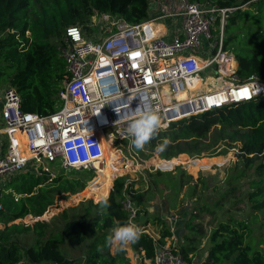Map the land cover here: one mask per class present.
Returning a JSON list of instances; mask_svg holds the SVG:
<instances>
[{"label": "trees", "instance_id": "16d2710c", "mask_svg": "<svg viewBox=\"0 0 264 264\" xmlns=\"http://www.w3.org/2000/svg\"><path fill=\"white\" fill-rule=\"evenodd\" d=\"M149 1L0 0V90L13 86L19 93L23 111L47 114L56 110L61 105L58 92L66 74L58 47L63 43L66 26L76 24L86 31L94 12L116 14L129 22L140 21L148 17ZM196 1L230 7L225 17L224 32L229 22L239 24L252 16V22L258 24V32L264 33V0ZM254 32L248 29L246 35L259 38ZM235 36L224 37L222 45L224 50L235 54V74L241 80L251 74L264 80V56H259L254 49L247 53L234 50L230 40ZM262 40L263 37L259 38ZM253 44H258V41ZM157 138H160V144L164 140L170 142L161 152L165 157L176 156L180 151L190 156L213 155L222 147H233L241 164L240 172L234 173L233 178L247 176L248 187L242 195L248 207L246 218L221 216L209 232L210 243L205 259H193L196 242L192 236L196 234L190 236L177 231L182 241L176 235V244L186 264H264V91L248 100L173 120L168 128L158 129L153 140ZM149 146L154 147L155 143L151 142ZM220 160L218 156L215 162ZM155 162L160 166L172 164L171 159ZM211 162L209 160L207 165ZM72 168L70 173L57 171L54 176L47 171L25 168L5 180L0 196V264H80L77 257H69L61 249L63 242L84 245V264H131L124 251L112 253L109 247L104 246L106 237L115 226L129 222L143 230L139 242L131 244L132 249L141 261H154L155 246L164 243L172 232L167 221L158 215L155 217L156 220L159 218L158 236L154 237L145 230L149 229L150 221L148 217L140 218V206L147 204L144 193L134 187L132 181L124 187L125 175L115 177L111 187L110 182L106 186L111 205L107 216L99 215L97 201L100 199L88 198L73 207L63 208L57 215L60 225L54 226L45 218L38 217L61 194H72L85 187L92 169L80 172ZM89 185L88 193L98 198V188L91 181ZM236 187L232 185L230 192ZM125 189L138 207L137 214L131 218L122 204ZM80 193L73 194V199H78ZM201 209L204 210V206ZM193 213L190 212V219ZM27 216L32 219L30 223L24 221ZM258 227L260 233L257 235L254 230ZM26 232L35 234V239L28 244L19 238ZM183 238L191 239L195 245L183 243ZM98 246L103 250L97 251Z\"/></svg>", "mask_w": 264, "mask_h": 264}, {"label": "built area", "instance_id": "2783aa9c", "mask_svg": "<svg viewBox=\"0 0 264 264\" xmlns=\"http://www.w3.org/2000/svg\"><path fill=\"white\" fill-rule=\"evenodd\" d=\"M228 9L209 1L150 0L148 17L136 22L108 12H94L88 23L97 16L98 22L105 24L101 37L89 35L80 25L66 26L63 43L58 46L66 74L58 92L61 105L56 110L47 114L23 111L13 86L0 90V196L5 180L25 168L54 176L57 171L49 166L50 162L99 173L103 139L118 152L121 149L117 144L125 140L130 154V158L125 156L127 161H135L139 170L147 167L138 161L137 153H130L131 138L122 135L126 123L120 120L123 110L119 114L115 111L118 104H129L135 116L155 111L161 120L159 129H166L173 120L263 92L264 80L254 74L241 80L235 74L234 52L222 48ZM133 53L140 55L132 58ZM223 54L233 56L228 72L220 70ZM213 68L217 71L213 75L222 83L205 86L201 72L212 73ZM245 90L247 94L243 95ZM117 95L119 99L106 104V99ZM170 108L175 114L167 113ZM19 131L24 135L22 144ZM118 155L123 162L124 155ZM129 182L126 179L124 187ZM123 194L122 204L130 218L134 217L138 207L128 190ZM54 203L38 217L46 218ZM178 216H168L172 234L155 246L152 264H186L176 244Z\"/></svg>", "mask_w": 264, "mask_h": 264}, {"label": "rangeland", "instance_id": "374dc122", "mask_svg": "<svg viewBox=\"0 0 264 264\" xmlns=\"http://www.w3.org/2000/svg\"><path fill=\"white\" fill-rule=\"evenodd\" d=\"M88 25L90 27L86 32L90 33L89 35H96V37L104 35L106 26L103 22H98L97 16ZM257 27L258 24L252 22V16L240 21L239 24L229 22L225 29V37L235 34L236 36L230 40V44L233 45L234 50L247 53L254 49L259 56L263 57L264 40L259 41V38H264V33H259ZM248 29L255 31L254 33H258L259 38L247 36ZM256 41H258V44H253ZM216 72L215 68L212 69V73L201 72L205 79V85L214 87L222 83L220 78L213 75ZM209 75H213V80H209L210 77H207ZM151 142L155 143L154 147L149 146ZM159 144L160 138L155 140L152 138L150 142L145 144L143 150H136L130 146L132 149L130 153L132 155L137 153L140 156L138 161L147 165V167L140 168L139 170L135 161H127L130 158V154L127 152L129 147L125 140H121L117 144V148L121 149L119 151L121 155L128 158L125 157L123 162L122 160L119 162L111 161L109 171L106 174L90 170V176L86 180L85 187L75 192H81L80 197L73 199L72 195L75 193H66L58 196L57 202L51 205L53 209L45 215L46 221L54 224V226L60 225V218L57 215L63 208L73 207L88 198H92L94 201L101 199L107 192L106 186L108 183L110 182L111 187L113 178L124 174L126 179L132 181L133 185L144 193L147 204L145 207L140 206V218L145 219L148 217L150 221L149 231L157 237L159 232L158 219L163 217L165 220H168L169 215L179 214L178 225L177 227L175 226V229H177L176 235L178 236L177 231H180V233L185 232L190 236L191 234H196L192 236L194 237L193 242H196V245L191 239L186 238H183V243L190 246L195 245L194 260L202 261L205 259L210 243L209 232L216 224V221L224 214L246 218L248 207L246 198L242 195L248 187L247 176H240L237 179L233 178V174L239 173L241 169V164L237 160L236 149L233 147H228L227 149L222 147L219 153L213 155L190 156L185 151H180V154L176 156L165 157L157 150ZM218 156L221 160L215 162ZM161 159H171L172 164H169L172 166L170 165L169 169H164L165 166L168 167L166 164L159 166L157 164L159 162H155V160ZM209 160L212 162L210 165H207ZM51 165L54 171H64L66 173L73 171L72 167L61 168L58 163L50 162L49 166ZM196 167L197 169H195ZM74 169L80 172L89 170L84 167H74ZM90 181L100 192L98 198L88 193V187H91L89 185ZM232 185H237V187L234 191L230 192ZM201 206H204V210L201 209ZM190 212H194L192 219H190ZM72 213H75V211H72ZM156 216L159 217L157 220ZM181 219H185V221ZM24 221L30 223L32 219L30 218L29 220L27 216ZM254 233L258 235L260 228L255 229ZM19 238L22 243L28 244L35 239V234L26 232L21 234ZM180 240L181 238L179 237ZM84 248L83 244H69L67 242L61 244V249L66 255L77 257L80 264H84ZM114 251V247L110 248V252L113 253ZM124 255L129 258L131 264H152L148 259L141 261L138 254L132 249L131 244L124 250Z\"/></svg>", "mask_w": 264, "mask_h": 264}, {"label": "clouds", "instance_id": "9594fccd", "mask_svg": "<svg viewBox=\"0 0 264 264\" xmlns=\"http://www.w3.org/2000/svg\"><path fill=\"white\" fill-rule=\"evenodd\" d=\"M107 88V86H105ZM119 96H113L106 99V104L109 101L117 100ZM123 110V115L120 120L125 121V131L122 133L126 138H131V145L136 150H143L146 143L150 142L152 138L157 134L161 124L159 115L155 111H144L141 115L135 116L132 113L129 104H118L115 111L119 114ZM170 142L164 140L157 146V150L163 152L167 149ZM69 163L71 161H68ZM99 215L107 216L108 209L111 207L109 198L105 194L99 201ZM143 230L140 226L134 223H126L123 225H117L112 229L111 234L106 237L105 245L109 248H115L116 252L124 251L133 243L139 242ZM103 249L98 246L97 251Z\"/></svg>", "mask_w": 264, "mask_h": 264}, {"label": "bare ground", "instance_id": "6f19581e", "mask_svg": "<svg viewBox=\"0 0 264 264\" xmlns=\"http://www.w3.org/2000/svg\"><path fill=\"white\" fill-rule=\"evenodd\" d=\"M219 61L221 63L220 64V70L222 72L230 71L231 67L233 66V56L232 55L223 54L219 58ZM212 78L213 77H210L209 80H213ZM179 96H181V94ZM182 96H184V93L182 94ZM17 136H18V139H19V137H21L24 140V137H23L24 135L22 132H20V131L17 132ZM23 140L20 141L21 144L23 143ZM103 144H104V147H103V165L98 170H99V173L106 174V171L110 168L109 164L111 161L119 162V160H118L119 155H118L117 150L112 146V144L109 141L103 139ZM24 149L26 152H28V149L25 148V146H24ZM96 164L98 167L100 166V164L98 165L97 162H96Z\"/></svg>", "mask_w": 264, "mask_h": 264}, {"label": "snow or ice", "instance_id": "6c2138e0", "mask_svg": "<svg viewBox=\"0 0 264 264\" xmlns=\"http://www.w3.org/2000/svg\"><path fill=\"white\" fill-rule=\"evenodd\" d=\"M140 54L139 53H133L132 54V58L138 57ZM243 95L247 94V90L244 91V93H242Z\"/></svg>", "mask_w": 264, "mask_h": 264}, {"label": "water", "instance_id": "95a60500", "mask_svg": "<svg viewBox=\"0 0 264 264\" xmlns=\"http://www.w3.org/2000/svg\"><path fill=\"white\" fill-rule=\"evenodd\" d=\"M175 109L174 108H170L169 110H167V113L168 114H171V115H173V114H175ZM18 264H20V263H18Z\"/></svg>", "mask_w": 264, "mask_h": 264}, {"label": "crops", "instance_id": "0c3cea01", "mask_svg": "<svg viewBox=\"0 0 264 264\" xmlns=\"http://www.w3.org/2000/svg\"><path fill=\"white\" fill-rule=\"evenodd\" d=\"M21 140H23L21 137H19V141H21ZM168 167H170V166H168ZM109 170H107L106 172H108ZM107 193V192H106ZM105 193V194H106ZM107 195V194H106ZM150 223V222H149Z\"/></svg>", "mask_w": 264, "mask_h": 264}]
</instances>
